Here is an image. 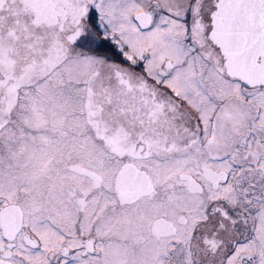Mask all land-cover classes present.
Segmentation results:
<instances>
[{
  "label": "snow or ice",
  "instance_id": "1",
  "mask_svg": "<svg viewBox=\"0 0 264 264\" xmlns=\"http://www.w3.org/2000/svg\"><path fill=\"white\" fill-rule=\"evenodd\" d=\"M0 264H264V0H0Z\"/></svg>",
  "mask_w": 264,
  "mask_h": 264
}]
</instances>
